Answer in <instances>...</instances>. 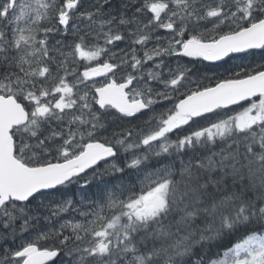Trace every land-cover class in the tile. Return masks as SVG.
<instances>
[{
  "label": "snow or ice",
  "instance_id": "snow-or-ice-1",
  "mask_svg": "<svg viewBox=\"0 0 264 264\" xmlns=\"http://www.w3.org/2000/svg\"><path fill=\"white\" fill-rule=\"evenodd\" d=\"M0 264H264V0H0Z\"/></svg>",
  "mask_w": 264,
  "mask_h": 264
},
{
  "label": "trees",
  "instance_id": "trees-1",
  "mask_svg": "<svg viewBox=\"0 0 264 264\" xmlns=\"http://www.w3.org/2000/svg\"><path fill=\"white\" fill-rule=\"evenodd\" d=\"M243 56V55H242ZM251 59H259V57H245L243 60H241V59H236V60H229L228 61V63L227 64H223L222 65V68H224V67H229V66H231V65H234V64H239V63H241V62H248L249 60H251ZM222 68H221V71H222ZM215 75V74H214ZM216 76V75H215ZM214 80V79H213ZM212 83H214V82H212ZM41 226L43 227L44 225H43V222H41Z\"/></svg>",
  "mask_w": 264,
  "mask_h": 264
},
{
  "label": "flooded vegetation",
  "instance_id": "flooded-vegetation-1",
  "mask_svg": "<svg viewBox=\"0 0 264 264\" xmlns=\"http://www.w3.org/2000/svg\"><path fill=\"white\" fill-rule=\"evenodd\" d=\"M221 70V69H220ZM218 75V72L217 73H213V72H208L206 75L210 77V80H212L211 82H215V80H213V77L215 75ZM74 190V189H73Z\"/></svg>",
  "mask_w": 264,
  "mask_h": 264
},
{
  "label": "rangeland",
  "instance_id": "rangeland-1",
  "mask_svg": "<svg viewBox=\"0 0 264 264\" xmlns=\"http://www.w3.org/2000/svg\"><path fill=\"white\" fill-rule=\"evenodd\" d=\"M208 77H209V76H208ZM211 81H212V80H211ZM204 82H205V84L209 83V82H210V77H209V80H205Z\"/></svg>",
  "mask_w": 264,
  "mask_h": 264
},
{
  "label": "water",
  "instance_id": "water-1",
  "mask_svg": "<svg viewBox=\"0 0 264 264\" xmlns=\"http://www.w3.org/2000/svg\"><path fill=\"white\" fill-rule=\"evenodd\" d=\"M241 55H243V54H241Z\"/></svg>",
  "mask_w": 264,
  "mask_h": 264
}]
</instances>
